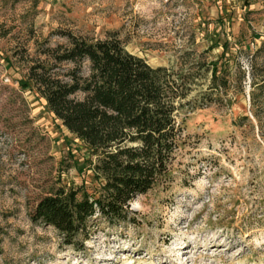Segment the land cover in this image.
I'll return each mask as SVG.
<instances>
[{
    "label": "rangeland",
    "instance_id": "1",
    "mask_svg": "<svg viewBox=\"0 0 264 264\" xmlns=\"http://www.w3.org/2000/svg\"><path fill=\"white\" fill-rule=\"evenodd\" d=\"M58 31L115 34L153 66L218 61L231 84L187 113L172 182L135 198L129 221L95 216L77 247L30 218L60 186H97L85 143L22 84ZM195 73L190 98L210 83ZM0 264H264V0H0Z\"/></svg>",
    "mask_w": 264,
    "mask_h": 264
},
{
    "label": "trees",
    "instance_id": "2",
    "mask_svg": "<svg viewBox=\"0 0 264 264\" xmlns=\"http://www.w3.org/2000/svg\"><path fill=\"white\" fill-rule=\"evenodd\" d=\"M56 33L66 42L50 45L44 39L22 84L85 143L97 186L81 197L80 190L60 186L37 201L30 218L53 226L65 243L77 247L89 239L95 216L109 223L129 221L135 198L172 182L188 140L187 113L224 102L231 84L218 61L153 66L128 52L115 34ZM201 68L211 71L208 90L190 98L195 70Z\"/></svg>",
    "mask_w": 264,
    "mask_h": 264
}]
</instances>
